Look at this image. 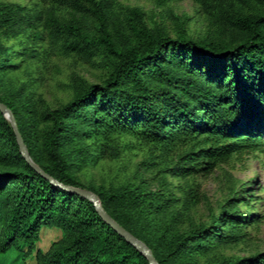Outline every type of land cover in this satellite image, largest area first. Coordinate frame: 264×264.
<instances>
[{"label": "trees", "instance_id": "obj_1", "mask_svg": "<svg viewBox=\"0 0 264 264\" xmlns=\"http://www.w3.org/2000/svg\"><path fill=\"white\" fill-rule=\"evenodd\" d=\"M40 1L50 6L45 26L51 43L66 56L100 59L108 76L101 85L79 89L66 105L43 112L30 101L0 95L31 160L58 183L93 192L158 264H199L216 247L244 241L246 229L262 217L239 205L251 209L255 196L241 193L209 225L192 223L182 232L171 194L132 185L86 188L76 172L119 158L127 138L150 147L163 164L177 157L167 172L183 178L264 152V0H194L215 29L214 37L201 40L189 38L182 24L175 38L160 26L149 27L138 9L124 17L117 0ZM157 1L162 7L169 0ZM56 7L71 9L72 17L60 20ZM39 21V13L24 6L0 3L4 38L30 31L40 39ZM10 58L0 43V74L14 67ZM44 229L62 234L47 252L37 249ZM11 253L33 258L34 264H150L90 200L33 169L0 113V255ZM216 264H264V251Z\"/></svg>", "mask_w": 264, "mask_h": 264}, {"label": "rangeland", "instance_id": "obj_2", "mask_svg": "<svg viewBox=\"0 0 264 264\" xmlns=\"http://www.w3.org/2000/svg\"><path fill=\"white\" fill-rule=\"evenodd\" d=\"M0 3L19 4L31 14L39 13L38 30L41 33L40 39L33 37L30 31L12 39L0 35V43L9 49L14 64L13 68L0 74L2 97L15 96L17 100L30 101L43 112L66 105L85 86L103 84L108 70L100 59L88 62L66 56L51 43L45 26L46 12L50 6L40 0H0ZM131 9L141 11L149 27L160 26L172 38L177 36L178 24H182L187 36L194 40L211 38L215 34L208 15L194 0H169L162 7L157 0H117V11L122 16H127ZM55 13L62 21L69 20L73 14L67 7H56ZM23 53H34V57ZM125 144L127 147L119 158L98 160L76 172L84 187L102 186L109 189L132 185L165 191L177 200L173 209L181 214L176 226L182 232H187L192 223L209 225L212 218L221 213L227 201L239 197L241 193L246 199L255 196L251 209L243 204L239 208L243 212H257L262 222L246 229L248 236L244 241L220 245L212 253L200 257L198 262L216 264L264 251L263 151L237 157L211 174L183 178L167 172L177 157L171 156L170 162L163 164L162 159L157 157L158 153L154 154L150 147L130 138L125 140ZM198 199L200 202L196 203ZM158 222L164 224L165 219L160 217ZM61 238L59 230L44 229L37 249L47 252ZM0 264H34V259L25 261L21 256L11 253L8 256L0 255Z\"/></svg>", "mask_w": 264, "mask_h": 264}, {"label": "water", "instance_id": "obj_3", "mask_svg": "<svg viewBox=\"0 0 264 264\" xmlns=\"http://www.w3.org/2000/svg\"><path fill=\"white\" fill-rule=\"evenodd\" d=\"M0 112L5 116L6 119L9 120L18 142V146L20 149V152L24 159L33 167L35 171H37L41 176L48 179L52 184L63 188L67 191H70L74 194L80 195L84 198H87L90 200L94 206L96 207V210L98 211L99 215L102 217V219L112 227V229L119 234L122 238L126 240L129 244L134 246L140 253H142L148 260L150 264H158L156 259L154 258V255L150 249L147 248V246L136 239L134 236H132L126 229H124L122 226H120L117 222H115L103 209L102 204L99 200V198L91 191L80 189V188H74V187H67L64 186L57 181L53 180L50 176H48L46 173H44L30 158L27 148L24 144V141L22 139V136L19 132L16 120L11 112L10 109H8L4 104L0 102Z\"/></svg>", "mask_w": 264, "mask_h": 264}]
</instances>
